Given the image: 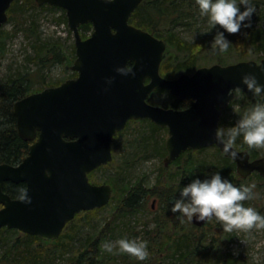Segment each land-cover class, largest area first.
<instances>
[{
	"label": "water",
	"instance_id": "95a60500",
	"mask_svg": "<svg viewBox=\"0 0 264 264\" xmlns=\"http://www.w3.org/2000/svg\"><path fill=\"white\" fill-rule=\"evenodd\" d=\"M13 1L0 0V31L8 22ZM36 1L39 6L66 11L75 36L72 70L77 77L13 105L17 133L32 144L20 163L0 164V232L16 229L46 241L56 240L77 214L107 206L114 187L92 183L89 174L113 161L114 137L132 120H150L168 128L165 166L187 151L218 147L235 162L240 177L258 173L264 178V157L251 159L250 152L234 147L242 159H233L215 137L222 109L237 92L229 94L228 89L240 86L239 91L252 95L242 83V75L264 64V59L215 64L192 75L167 79L160 73L166 41L131 23L143 0ZM188 1L195 5L194 0ZM83 24H91L94 30L87 39L80 33ZM129 63L134 76L115 71ZM106 77H114L111 85ZM260 81L264 83V76ZM156 90L167 91L180 102H191L184 109L153 105L148 100ZM7 182L25 184L24 193L31 203L12 198L4 190ZM207 222L193 218L197 227Z\"/></svg>",
	"mask_w": 264,
	"mask_h": 264
},
{
	"label": "rangeland",
	"instance_id": "374dc122",
	"mask_svg": "<svg viewBox=\"0 0 264 264\" xmlns=\"http://www.w3.org/2000/svg\"><path fill=\"white\" fill-rule=\"evenodd\" d=\"M25 1L26 0H19V4L25 3ZM254 3L256 5V11L252 14L251 26L255 27L256 30L259 28L264 30V17L262 16L264 2L254 0ZM180 5L183 21L171 20L170 17L167 22H163V25L157 26L158 32L164 34V36H167L168 32H172L179 37L182 43L192 44L187 46L185 50H179L174 45L168 46V53L165 58L167 61L164 64L165 69H163V72L166 75L175 76L168 79H176L181 74L192 75L201 67H209L215 64L226 66L245 60L260 62L264 59V53H259L255 48H252L250 44L243 43L239 38L237 39L230 36L227 37L233 43L229 46L227 51H214L211 46L216 29L213 28L211 31H207L209 29L208 19L200 15L197 5L195 8H190L186 1L181 2ZM36 6L38 5L36 4ZM241 7L243 8V6ZM17 10L19 11V9ZM17 10L11 12V19H8V22L0 31V33H2L0 41L2 40L4 43L3 55L0 57V86L7 82V78L26 75L32 80V93H35L37 91H42V89L59 86L69 79L76 78L77 73L72 70V66L76 60L75 36L68 26L66 11L62 8L53 6L44 8L43 6H38L37 8L29 9L24 16L22 13L20 18L17 14ZM145 16L146 13L144 12L142 15L143 20H146ZM22 21L24 24L26 22L27 25H29L30 22L36 23L38 35L41 36L42 43H58L61 45L62 48L60 51L63 60H53V53L52 57H46L47 55H42V53L36 55V50L32 45L36 39L32 36L28 37L27 33L21 29V24L18 23ZM217 27L220 26L217 25ZM93 31V28L82 29L80 33L83 39H87L93 34ZM189 57L197 58L195 70L193 72L177 70V66L187 62ZM42 58L50 59L46 61V66L42 65ZM163 72L161 71V73ZM171 97L172 95H170L169 92H159L152 94L148 101L153 105L166 107L173 100ZM248 102L249 99L241 97L239 92L234 104L223 114L220 126H230L233 121H236L242 115L244 104ZM182 103L183 105L181 108L183 109L190 104L188 101H183ZM146 126L145 124L139 126L135 123H130L129 126H127L126 130H124L113 143V161L93 173L95 183L108 184L107 181L111 180L115 185L112 183L110 184H112L114 188L117 187V190L118 188L124 190V187L127 185L132 187L138 183H143L144 187L150 188L156 186L157 177L161 173L163 176L177 173L178 168L176 166H165L164 159L167 155L161 157L155 153V150L151 151L152 153L146 154L136 147L137 144L135 139L141 134H147ZM168 137V128H161V130L155 134V139L158 144L164 143L165 145ZM253 149L257 150L259 158L264 157V147H253ZM218 153V149L211 147L201 152L194 153L193 158L194 161L201 160L203 163L210 165V163L214 162ZM162 166L166 168L165 171L162 169ZM211 173L212 169L208 167L203 174L205 176ZM187 177L191 180L194 175L188 173ZM253 183L256 185L253 191L258 193V195L253 199L245 200L244 204L245 206L255 208L257 211L263 210L262 215H264V190L261 192V181L256 177L253 179L248 178L244 183L238 182V185ZM121 195L123 196V193L120 192L118 194L117 192L113 194V197L116 196V201H118L122 197ZM113 203L114 205L108 206L99 214L95 213L93 220L84 219L83 216H79L75 225L73 227H67L64 234L71 238L74 236V238L77 239L74 244H78V240L92 237L95 235V232H98L102 227L105 228L106 226L108 228L109 226L110 229L106 233L103 243L105 241H110L113 243L114 249H118L119 245L117 241L122 237L147 240L148 255L144 260H140L127 252H108L103 249L102 255L104 256V263L121 264L122 259L126 258L133 262H140V264H174L169 258L160 256L159 259L157 253H152L149 248L151 239L155 236V234H151L153 229H155V224L152 223V219L156 215L155 212H160V203L158 199L152 197L146 200L142 211L129 217L115 216L113 208H115L116 203L114 201ZM125 223L127 224L126 227L124 226ZM213 228V225L208 227L210 237L213 234L210 230H213ZM167 230H169V226L165 229V231ZM233 232V240L228 243L225 252L232 253L233 257L239 258L242 264H264V227L234 229ZM25 236V233L19 230H13L4 237L8 243H10L9 245H5V247L11 246L16 239H26L27 237ZM159 239L162 240V236ZM43 246L42 249H45V251L39 254L41 258L35 264H75L76 260L74 259V262L71 261V256L68 255V253L63 256L56 255L55 258L52 257V253L55 249L54 244L43 243ZM1 249L4 250V245L0 241V259L5 254L1 252ZM46 252H48L50 256L47 254L44 255ZM17 261L18 264H22L20 259H17ZM0 264L3 263L0 261Z\"/></svg>",
	"mask_w": 264,
	"mask_h": 264
},
{
	"label": "trees",
	"instance_id": "16d2710c",
	"mask_svg": "<svg viewBox=\"0 0 264 264\" xmlns=\"http://www.w3.org/2000/svg\"><path fill=\"white\" fill-rule=\"evenodd\" d=\"M183 1H186L190 8H195L196 6L191 4L188 0H143L131 18V23L133 25L150 32L158 38H163V40L166 41L167 49L164 54L163 62L161 64L160 73L161 71L163 72V69H165L164 64L167 61V59L165 58L168 53V46L174 45L179 50H185L187 49V46L192 45L189 43H182V41L178 36H176L175 33L168 32L167 36H164V34L159 33L157 30V26L163 25V22H167L170 17L171 20L183 21V16L181 17L182 13L180 8V3ZM260 1L264 2V0ZM19 3V0L13 1L10 9L8 10V16L10 19L11 12H13L14 10L16 11L17 9H19V11L17 10V14L21 18L22 13L24 16V14L29 9L37 8L39 6L36 0H26L25 3ZM36 4L38 6H36ZM44 7L48 6L44 5L43 8ZM144 12L146 13V20L142 19V15ZM262 16L264 17V10ZM18 24H21V29L27 33L28 37H35L36 41L32 45L36 50V55H40V53H42V55H47L46 57H52L53 53V60H63V56L60 51L62 46L58 43H42L41 36L38 35V28L35 22H30L29 25H27L26 22L24 24V22L22 21ZM90 28H92L90 24L80 26V30ZM225 34L226 36L237 39L239 38L243 43L250 44V46L252 48H255V50H257L259 53H264V30L262 28L256 30V28L253 26L248 28L242 27L241 30L237 33L226 32ZM1 35L2 33H0V36ZM3 51L4 43L1 40L0 57L1 55H3ZM49 60V58L43 59L42 65L46 66V61ZM131 65L132 63H129V66ZM196 66L197 58L189 57L187 62L177 66V70L193 72ZM161 75L167 79L175 77L169 74L166 75L164 72L161 73ZM6 81L7 82H5L4 85L0 86V164L8 163L15 165L20 163L28 155V149L31 145V142L23 140L17 133L16 118L13 114V105L16 101L32 94L33 83L29 76L26 75H19L15 78L10 77L7 78ZM159 92L167 91L156 90L153 94ZM240 96L249 99V102L244 104L242 114L252 104L264 100V97L257 98L251 94L242 92H240ZM171 98L173 100L166 106V108L172 107L175 109H180L183 103L178 101L173 96ZM234 122L235 121H233L231 125ZM130 123H135L139 126L144 124L147 125V134H141L138 138L135 139L137 144L136 147L140 151L149 154L152 153L151 151L155 150V153L160 155L161 157L167 155L164 143L158 144L155 139V134L161 130L160 127L156 126L150 120L130 121L127 126H129ZM120 134L115 137L114 142L120 136ZM235 148L246 151L249 150L252 153V158H259L257 150L253 149V147H249L246 143H244L242 137L237 138ZM203 150L205 149L199 151H187L181 154V156L169 166H176L178 168L177 173H172L171 175L167 174L164 176L161 173L157 177L155 187H144L143 183L135 184L132 187H130V185H127L126 187H124V190H121V188H118L117 190V187H115L113 194L117 192L118 194L120 192L123 193V196L121 195L122 197L120 198V200L116 201V196L113 197L112 195V199L107 206L95 209L93 211L81 212L80 214H78V216H76L74 220L68 223L69 225L67 224L66 228L69 226L73 227L75 225V222H77L79 216H83L84 219L93 220L95 213L99 214L108 206L114 205L113 201L116 203L115 208H113L115 216L117 215V217H129L131 215H135L142 211L146 200L154 197L158 199L160 203V212H155L156 215L152 219V223L155 224V229H153L151 234H155V236L151 239L149 248L152 253H157L159 259L160 256H163L171 259L174 264H242L239 258L233 257L232 253L225 252L228 247V243L233 240V231H224L221 227L220 222H218L215 218L209 221L203 227H197L191 222L181 223L178 219L179 213H173L171 211L174 195L179 196V191L177 189L190 181V178L187 177L188 173L203 178V173L208 167H210V169H212V172L220 171L223 176L230 179L232 183L236 185H238V182H245L246 179H243L237 173L235 162L227 158L220 151L216 155V159H214V162L210 163V165L207 163H203L201 160L194 161V153H198ZM163 167L164 166H162V169L165 171L166 168ZM94 172L89 175V178L91 181L93 180L92 182L95 183L93 179ZM255 177L261 181L260 185L262 186L260 189L262 192L264 190V178L258 173H253L248 178L253 179ZM107 183H112L113 185H115L111 180L107 181ZM24 187L25 186L21 183L14 184L11 182H7L5 183L4 190L8 194H10L12 198H18L23 193ZM1 207L2 206L0 205V208ZM258 212L262 214L263 210H259ZM211 225L214 226V232L213 230H210L213 233L210 237L208 227H211ZM124 226L126 227L127 224L125 223ZM168 226L169 230L165 231ZM109 229V226L108 228L106 226L105 228L102 227L98 232H95L94 236L78 240V244H74L77 239H75L74 236L71 238L65 235L64 230L61 236L56 240L44 241L38 236L26 234V239H16L11 246L5 247V245L10 244L4 238L5 235L11 233L15 229L4 228L0 232V241L4 245V250L1 249V252H4L5 254L0 259V261L3 264H18L17 259H20L22 264H35L41 258L39 254L45 251V249H42L44 247L43 243H51L55 246L54 252L52 253V257L54 258L56 255L63 256L64 254L68 253V255L71 256V261H73L74 259L76 260L75 264H106L104 263V256L102 255V244L103 239ZM161 236L162 240L159 239L161 238ZM46 254L50 256L48 252L44 253V255ZM121 264H140V262H133L125 258L122 259Z\"/></svg>",
	"mask_w": 264,
	"mask_h": 264
},
{
	"label": "clouds",
	"instance_id": "9594fccd",
	"mask_svg": "<svg viewBox=\"0 0 264 264\" xmlns=\"http://www.w3.org/2000/svg\"><path fill=\"white\" fill-rule=\"evenodd\" d=\"M106 2L111 3L112 0ZM194 3L198 6L200 15L208 19L207 31L216 29L211 48L220 52L227 51L233 43L225 33H237L242 27H251V17L256 11L254 0H194ZM256 69L259 70V75ZM115 71L122 75H135L133 69L127 65L117 66ZM260 76H264V64H257L253 70L245 71L242 83L253 96L264 97V83L260 81ZM105 79L107 85H111L114 77ZM240 88L236 86L235 89H228V92L232 94ZM215 137L223 145L224 153L233 159H242L234 150L238 137H242L249 147H264V100L248 107L232 125L218 126L215 129ZM255 188L254 183L236 185L220 171L206 174L203 178L194 176L187 184L177 189L179 196L174 195L171 211L179 213L178 219L181 223L193 224L194 217L198 221L206 222L215 218L226 232L264 227V215L243 203L258 195L253 191ZM21 199L25 203H31V197L26 192ZM117 243L118 249H114L110 241H105L102 248L108 252H127L140 260H144L148 255L147 240L122 237Z\"/></svg>",
	"mask_w": 264,
	"mask_h": 264
},
{
	"label": "flooded vegetation",
	"instance_id": "af4514ba",
	"mask_svg": "<svg viewBox=\"0 0 264 264\" xmlns=\"http://www.w3.org/2000/svg\"><path fill=\"white\" fill-rule=\"evenodd\" d=\"M83 25H88V24H83ZM91 25V24H90ZM91 27H92V25H91ZM93 28V27H92ZM160 39H162V38H160ZM240 91H238V92H236V94H235V97H234V99L229 103V105L226 107V108H224V109H222V114H221V117H220V122H219V126L221 125V121H222V116H223V114L225 113V112H227L228 111V109L230 108V106L231 105H233L234 104V102L236 101V98H237V95H238V93H239ZM188 102H191V101H188ZM219 107V106H218ZM180 109H183V108H180ZM235 147V146H234ZM212 148H216V149H218V147H212ZM239 150V149H238ZM218 151H220L219 149H218ZM221 152V151H220ZM222 153V152H221ZM251 159H254V158H252V156H251ZM91 181V180H90ZM93 181V180H92ZM91 181V182H92ZM93 183V182H92ZM21 184H23V183H21ZM95 184V183H94ZM97 184H99V183H97ZM25 187H24V190H23V193H24V191H25V189H26V185L25 184H23ZM23 193L20 195V197L23 195ZM214 219V218H213ZM213 219H211V220H213ZM211 220H209V221H211ZM208 221V222H209ZM207 222V223H208ZM206 223V224H207ZM205 226V225H204Z\"/></svg>",
	"mask_w": 264,
	"mask_h": 264
},
{
	"label": "bare ground",
	"instance_id": "6f19581e",
	"mask_svg": "<svg viewBox=\"0 0 264 264\" xmlns=\"http://www.w3.org/2000/svg\"><path fill=\"white\" fill-rule=\"evenodd\" d=\"M183 102V101H182ZM32 143V142H31ZM78 216V215H77ZM69 225V224H68Z\"/></svg>",
	"mask_w": 264,
	"mask_h": 264
}]
</instances>
